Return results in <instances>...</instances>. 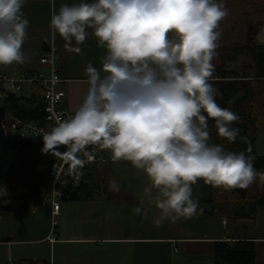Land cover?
<instances>
[{"label":"clouds","instance_id":"9594fccd","mask_svg":"<svg viewBox=\"0 0 264 264\" xmlns=\"http://www.w3.org/2000/svg\"><path fill=\"white\" fill-rule=\"evenodd\" d=\"M24 3L0 0V65L26 62ZM52 5L53 40L59 35L67 51L80 53L73 42L83 44L91 29L105 55L99 69L86 67V92L74 113L56 116L48 131L33 130L43 152L60 156L73 175L82 174L80 154L87 157L90 145L130 162L150 182L144 193L158 210L156 227L198 214L197 180L228 189L255 181L253 157L209 143L210 120L228 142L239 133L232 127L238 116L220 107L210 83L217 29L229 15L223 0H78L58 12ZM257 39L264 42V29ZM109 188L119 191L115 181ZM7 194L0 187V197Z\"/></svg>","mask_w":264,"mask_h":264},{"label":"crops","instance_id":"0c3cea01","mask_svg":"<svg viewBox=\"0 0 264 264\" xmlns=\"http://www.w3.org/2000/svg\"><path fill=\"white\" fill-rule=\"evenodd\" d=\"M76 2L78 0H55V11L58 12L65 4ZM22 13L29 21L22 46V52L27 59L23 64L0 65V72L6 76L45 71L39 59L53 39V31L49 26L53 13L52 2L25 0ZM87 31L89 35L83 44L76 45L73 42L72 45L80 47V53L67 51L65 42L59 35H56L54 40L58 48V72L63 81L58 89L65 94L62 108L71 113L82 103L86 92V67L92 64L99 69L101 59L105 55V50L91 34L92 30ZM31 94L32 88L29 87V96L24 97L29 98ZM209 143L212 144L210 140ZM118 163L117 170H113L112 165L95 169L97 171L93 176V184L89 186L88 200H64L58 214L57 229L55 228L57 242L49 243L51 250L58 251V258L53 259L52 256V260L42 261L43 263L139 264L141 261L143 263L148 245L166 244L170 247L178 246L185 252V256L208 259L213 254L215 242L245 239L255 243L256 264H264V207L257 209L254 221H237L234 219L235 205L214 201L213 186L203 180H197L191 187L192 199L199 204L198 214L188 219L164 221L162 224H166L165 227L175 231L174 237H145V222L151 224V228L158 229L161 226L156 227L158 210L144 193V188L148 187L150 182L146 175L135 169L130 162L121 160ZM96 180H99V184H96ZM110 181L119 185V191L110 190ZM9 204L0 202V219L8 216L10 221L14 220ZM136 207L142 208L141 214L133 212ZM22 209L29 210L27 206H22ZM190 221H199L203 229L197 233V227L191 225ZM260 221L263 222V227L259 226ZM49 235L48 228L39 242H46ZM24 242L28 241H3L0 246L7 248L9 254H12V248ZM170 251L169 249L168 252ZM21 263L23 261L19 262Z\"/></svg>","mask_w":264,"mask_h":264},{"label":"trees","instance_id":"16d2710c","mask_svg":"<svg viewBox=\"0 0 264 264\" xmlns=\"http://www.w3.org/2000/svg\"><path fill=\"white\" fill-rule=\"evenodd\" d=\"M261 1L264 2V0ZM223 2L227 8L226 0ZM260 26L253 30L248 28L244 36V46L231 52L221 50L212 60L214 71L210 83L220 93L216 97V102L220 107L228 108L238 116V120L233 122L232 127L238 128L239 133L235 141L228 142L218 135L214 121L210 120V141L212 144L222 145L225 151L244 152L245 155H250L253 157L251 161L253 168L257 172L255 181L247 188L213 187L214 201L235 205L234 219L237 221H254L257 209L264 207V157L257 156L254 139L257 129H264V42L257 39L261 30H258ZM241 54L251 59L252 74L241 76L238 72H229L225 69V64L234 61ZM31 88L32 94L29 98L12 97L7 101L5 106L7 115L21 121L41 122L42 90L37 86ZM52 162L29 159L28 149L25 154L21 153V160L10 178L12 189L16 188L8 193L10 200L7 203L23 201L29 192L48 190L51 184ZM96 171L94 170V174L87 177L85 184L72 192H66L65 196L70 197V201L88 200L89 186L94 182L93 176ZM98 182L99 180H96V184ZM211 259L213 264H256L255 243L245 239L215 242Z\"/></svg>","mask_w":264,"mask_h":264},{"label":"rangeland","instance_id":"374dc122","mask_svg":"<svg viewBox=\"0 0 264 264\" xmlns=\"http://www.w3.org/2000/svg\"><path fill=\"white\" fill-rule=\"evenodd\" d=\"M229 15L220 21L217 31L221 33L218 41L217 48L215 49L216 56L221 50L232 51L236 48L244 46V36L248 28L264 29V2L261 0H226ZM225 69L229 72H238L241 76L252 74L251 59L244 54L238 56L234 61L225 64ZM30 87V86H29ZM29 87L24 86L21 96H29ZM255 139V152L259 157H264V129L258 128L254 135ZM43 143L29 146L28 157L31 160H51L56 161L59 156L42 151ZM61 152V148H59ZM119 163L116 162L112 165L113 170H117ZM101 168V167H98ZM125 177V176H124ZM99 184V182H98ZM16 188V187H15ZM10 182L8 192L12 189L15 190ZM17 190V189H16ZM49 192L45 189L36 190L32 193H27V198L23 201H10V207L13 211V221L7 217L0 219V242L12 241H28L19 243L12 248V254H9L7 248L0 246V264H29V261H37L36 264H43L42 261H50L57 259L58 251H53L50 248L48 241L39 242L42 239L45 231L49 228L51 232L52 220L58 223V217L51 218V208L49 206L42 207L41 201L47 198ZM10 200L9 195L0 197V202L7 203ZM7 201V202H5ZM64 201H60V207ZM22 206H27L28 211H24ZM175 223V222H171ZM191 225L196 226L199 233L203 229V225L199 221H190ZM224 223V222H223ZM161 224L158 229L151 228V224L145 222L144 230L145 237H174L175 231L169 230ZM259 226L263 227V222H259ZM57 229V228H56ZM55 229V238L57 239ZM206 231H208L206 229ZM34 241V242H31ZM57 242V241H56ZM171 250L168 252V250ZM75 252V250H74ZM136 254V253H134ZM140 254V253H139ZM185 252L181 248L173 245H148L144 252V260L139 264H213L211 258L203 257L202 259L192 258L184 255ZM129 261V260H128ZM126 262V261H124ZM45 263V262H44ZM48 264V263H46Z\"/></svg>","mask_w":264,"mask_h":264},{"label":"built area","instance_id":"2783aa9c","mask_svg":"<svg viewBox=\"0 0 264 264\" xmlns=\"http://www.w3.org/2000/svg\"><path fill=\"white\" fill-rule=\"evenodd\" d=\"M42 1V0H33ZM52 2V0H48ZM58 48L53 39L50 40L46 50L42 53L39 63L45 68V71L35 73H21L19 75L6 76L0 72V108L5 110L7 101L12 97H20L24 86H37L42 90L43 117L41 122L32 120L21 121L16 117L7 115L3 123L6 135L11 139H21L34 145L43 143L39 136H35L34 129L40 128L44 131L50 130L55 125V117L60 116L68 118L73 113L67 112L62 108L65 100V94L59 91L58 86L63 82L58 72L57 61ZM61 152L66 151L65 146H60ZM88 156L83 153L80 158L85 160L84 167L80 170L82 174L73 175L70 173L69 165L65 164L59 156L51 166V184L49 185V196L42 200V206L51 208V218L58 217L60 210V201L69 200L65 196L66 192H72L82 184L87 182V177L98 168H106L116 162L109 151L103 148L90 145L87 148ZM57 223L52 220V227L47 241L50 244L56 242L55 228ZM8 264H12L10 261Z\"/></svg>","mask_w":264,"mask_h":264},{"label":"water","instance_id":"95a60500","mask_svg":"<svg viewBox=\"0 0 264 264\" xmlns=\"http://www.w3.org/2000/svg\"><path fill=\"white\" fill-rule=\"evenodd\" d=\"M5 117L6 111L0 108V187L8 189L10 178L21 160V152L34 144L21 139L11 140L3 128Z\"/></svg>","mask_w":264,"mask_h":264},{"label":"flooded vegetation","instance_id":"af4514ba","mask_svg":"<svg viewBox=\"0 0 264 264\" xmlns=\"http://www.w3.org/2000/svg\"><path fill=\"white\" fill-rule=\"evenodd\" d=\"M27 152V148L26 149H24L21 153L22 154H25ZM8 192V191H7Z\"/></svg>","mask_w":264,"mask_h":264}]
</instances>
